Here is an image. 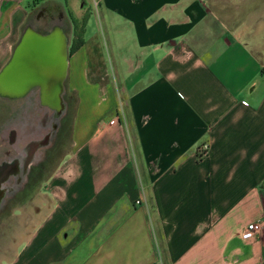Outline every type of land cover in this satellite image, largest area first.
<instances>
[{
  "label": "crops",
  "instance_id": "0c3cea01",
  "mask_svg": "<svg viewBox=\"0 0 264 264\" xmlns=\"http://www.w3.org/2000/svg\"><path fill=\"white\" fill-rule=\"evenodd\" d=\"M49 4L70 152L1 264H264V0H0V69Z\"/></svg>",
  "mask_w": 264,
  "mask_h": 264
},
{
  "label": "flooded vegetation",
  "instance_id": "af4514ba",
  "mask_svg": "<svg viewBox=\"0 0 264 264\" xmlns=\"http://www.w3.org/2000/svg\"><path fill=\"white\" fill-rule=\"evenodd\" d=\"M54 7L49 4L39 9L37 14H42L41 18L37 19L36 14L32 22L38 30L43 28L40 25L50 21L48 15L54 11ZM14 84L13 80L0 81V111L3 113L0 117V206H6L30 185L36 168L42 169L68 111V104L61 113L60 106H52L44 101L45 93L40 86H30L21 92L12 90ZM66 96L65 82L62 96L65 103Z\"/></svg>",
  "mask_w": 264,
  "mask_h": 264
},
{
  "label": "water",
  "instance_id": "95a60500",
  "mask_svg": "<svg viewBox=\"0 0 264 264\" xmlns=\"http://www.w3.org/2000/svg\"><path fill=\"white\" fill-rule=\"evenodd\" d=\"M41 15L37 14V19ZM48 17L50 26L45 31L32 24L25 26L9 63L0 73V81L13 80L12 90L21 92L30 86H40L45 93L43 100L60 106L62 113L67 109L62 96L68 76L70 40L61 24L65 17L61 8L55 6Z\"/></svg>",
  "mask_w": 264,
  "mask_h": 264
},
{
  "label": "rangeland",
  "instance_id": "374dc122",
  "mask_svg": "<svg viewBox=\"0 0 264 264\" xmlns=\"http://www.w3.org/2000/svg\"><path fill=\"white\" fill-rule=\"evenodd\" d=\"M38 11L31 13L30 17L23 26V30L28 23L33 22ZM77 21L80 27L83 20L77 19ZM49 22L50 21L40 25L39 27H43L40 28V31L47 30L50 26ZM61 24L69 36V40H73L79 29H76L78 24L75 26L71 13L65 15ZM69 103L67 115L63 120V125L58 134L56 143L48 152V160L43 164L42 169L38 167L34 170L30 185L27 186L23 192L10 200L6 206H2L0 208V264L3 260L4 250L9 247H13L15 238L18 239L21 236L24 228L27 229L26 225L29 223V220L35 217L36 206L46 205L49 189L48 182L44 181L50 180L58 166L63 163V160L66 157H68L71 146V130L75 112L74 101L70 100ZM2 116L3 113L0 111V117Z\"/></svg>",
  "mask_w": 264,
  "mask_h": 264
},
{
  "label": "trees",
  "instance_id": "16d2710c",
  "mask_svg": "<svg viewBox=\"0 0 264 264\" xmlns=\"http://www.w3.org/2000/svg\"><path fill=\"white\" fill-rule=\"evenodd\" d=\"M44 1H46V0H34V4L35 5H39V4L43 3ZM73 19H74V22H75V26H77V24H78L77 19L76 18H73ZM82 20L83 21H82L81 26L79 27V24H78V26L76 27V29L77 30L79 29V31H78V33H76V35H75V37L73 39V42H72L70 50H69V54H72L82 44L81 35H82V30H83V25H84L85 19H82Z\"/></svg>",
  "mask_w": 264,
  "mask_h": 264
},
{
  "label": "built area",
  "instance_id": "2783aa9c",
  "mask_svg": "<svg viewBox=\"0 0 264 264\" xmlns=\"http://www.w3.org/2000/svg\"><path fill=\"white\" fill-rule=\"evenodd\" d=\"M208 145H203L201 146V148L199 149V159L203 158L204 156H206L208 154ZM250 233V230L247 229L244 233V236H248Z\"/></svg>",
  "mask_w": 264,
  "mask_h": 264
}]
</instances>
